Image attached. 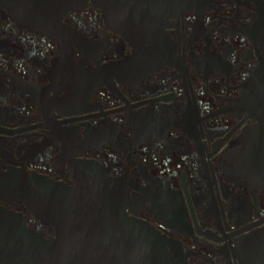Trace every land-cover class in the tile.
Listing matches in <instances>:
<instances>
[{
  "label": "flooded vegetation",
  "instance_id": "flooded-vegetation-1",
  "mask_svg": "<svg viewBox=\"0 0 264 264\" xmlns=\"http://www.w3.org/2000/svg\"><path fill=\"white\" fill-rule=\"evenodd\" d=\"M156 10L137 47L92 0L47 23L0 0V171L102 179L177 264H264V0Z\"/></svg>",
  "mask_w": 264,
  "mask_h": 264
},
{
  "label": "water",
  "instance_id": "water-1",
  "mask_svg": "<svg viewBox=\"0 0 264 264\" xmlns=\"http://www.w3.org/2000/svg\"><path fill=\"white\" fill-rule=\"evenodd\" d=\"M12 1L34 22L47 23L52 18L61 20L65 12L89 0ZM92 1L117 17L113 23L140 47L156 42L164 30L162 25H137L148 23L145 15L156 16L158 3L174 5L182 0ZM145 3L153 10L145 8ZM0 199L23 201L42 222L55 228L54 236L44 237L22 214L1 210L0 264L178 263L168 249L175 246L173 241L152 224L129 216L100 178L68 186L24 169L0 171Z\"/></svg>",
  "mask_w": 264,
  "mask_h": 264
}]
</instances>
